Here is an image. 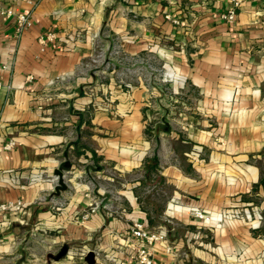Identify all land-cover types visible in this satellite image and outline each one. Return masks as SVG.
I'll list each match as a JSON object with an SVG mask.
<instances>
[{
  "label": "crops",
  "instance_id": "obj_1",
  "mask_svg": "<svg viewBox=\"0 0 264 264\" xmlns=\"http://www.w3.org/2000/svg\"><path fill=\"white\" fill-rule=\"evenodd\" d=\"M231 7L0 0V204H24L0 210V264H88L77 248L138 264V222L167 228L173 250L157 244L156 264H264V220L221 218L264 206V0L234 22L220 16ZM21 12L34 24L17 36ZM154 186L167 199L157 221Z\"/></svg>",
  "mask_w": 264,
  "mask_h": 264
},
{
  "label": "built area",
  "instance_id": "obj_2",
  "mask_svg": "<svg viewBox=\"0 0 264 264\" xmlns=\"http://www.w3.org/2000/svg\"><path fill=\"white\" fill-rule=\"evenodd\" d=\"M148 1V0H147ZM246 0H232V7L227 12H222L220 16L229 21L234 22L236 20L237 9L242 5V3ZM167 20L172 21L175 24H180V20L173 16L170 13L165 15ZM34 24V19L31 17L29 13H18L17 15V29L16 33L19 36L24 29L31 27ZM56 32L54 30L48 31L44 36L40 38L41 44L47 46L49 43H52L56 39ZM116 52H118L116 50ZM3 83L0 80V88L2 87ZM15 146V140H10L6 143L5 148L11 149ZM24 206L23 202L18 200L17 202L8 201L3 204H0V210L3 211H11V210H20ZM192 214L200 219H203L205 222H212L213 217L204 212L201 208H192ZM252 217L257 218L258 223L254 224L253 226H259L260 221L264 220V206L258 208H252L251 211L242 212V210L238 209L236 211L225 212L222 214V219H250ZM130 237H134L138 242V249L135 255V260L138 264H156L155 262V249L156 245L160 243L167 244L166 250L172 251L173 246L168 244V235L166 231L162 230H150L147 229L143 223L138 222L132 228L130 233H128ZM88 253L86 248H77L75 250L74 257L79 256L80 258H84ZM118 264H129L125 261H118Z\"/></svg>",
  "mask_w": 264,
  "mask_h": 264
},
{
  "label": "rangeland",
  "instance_id": "obj_3",
  "mask_svg": "<svg viewBox=\"0 0 264 264\" xmlns=\"http://www.w3.org/2000/svg\"><path fill=\"white\" fill-rule=\"evenodd\" d=\"M155 69V68H154ZM134 75H138V76H141V77H143V78H146L147 76H148V73L145 71V70H139L138 72H136V73H133ZM163 74H165L166 75V72H165V70H156L155 71V79H156V81L157 82H160V80L159 79H161L162 78V75ZM124 85V84H123ZM160 91H162V89L166 92V94H169V95H171V96H178L179 97V95H175V94H173V91L169 88H158ZM108 95V94H107ZM171 100H173V99H171ZM174 102V101H173ZM107 103L109 104L110 102H109V99L107 100ZM174 104H179V103H175L174 102ZM153 124V121H152V119H148L147 120V123H146V125L150 128V125H152ZM111 173H113V171H111V170H109L108 171V174H111ZM152 183V182H151ZM154 183H152V184H148V185H153ZM107 189L108 190H112V188L115 186V184L113 183V182H108L107 184ZM150 186V187H151ZM143 187V186H142ZM155 187V186H154ZM114 189V188H113ZM155 190H157L156 191V194H155V199H154V201H155V206H154V209H153V205H152V210H153V212H154V214H153V218H154V220L155 221H157V220H159V218H160V212H162V210H163V208H164V204L166 205V201H167V199L165 198L166 196L165 195H163V192H162V190H160L157 186L155 187ZM143 191V190H142ZM166 208V207H165ZM253 218V217H252ZM255 219V218H254ZM253 220V219H252ZM263 221V220H262ZM160 223H162V220H161V222ZM261 225H262V223L261 224H259V226H256V227H254L253 225H252V228L253 229H260L261 228ZM167 229V228H166ZM166 229H164V228H162L161 230L162 231H166V232H168ZM77 257H79V256H77Z\"/></svg>",
  "mask_w": 264,
  "mask_h": 264
},
{
  "label": "water",
  "instance_id": "obj_4",
  "mask_svg": "<svg viewBox=\"0 0 264 264\" xmlns=\"http://www.w3.org/2000/svg\"><path fill=\"white\" fill-rule=\"evenodd\" d=\"M56 175L58 176L59 181H58V184L55 188V194L58 195L62 191H65L67 189V184H66V180H65V175L62 171H57ZM68 250H69L68 246H63L61 251L57 255H53L52 257L55 260H60L68 254ZM85 260L88 264H95L96 263L95 252L89 251L87 253V255L85 256Z\"/></svg>",
  "mask_w": 264,
  "mask_h": 264
},
{
  "label": "trees",
  "instance_id": "obj_5",
  "mask_svg": "<svg viewBox=\"0 0 264 264\" xmlns=\"http://www.w3.org/2000/svg\"><path fill=\"white\" fill-rule=\"evenodd\" d=\"M154 163H155V161H154Z\"/></svg>",
  "mask_w": 264,
  "mask_h": 264
}]
</instances>
